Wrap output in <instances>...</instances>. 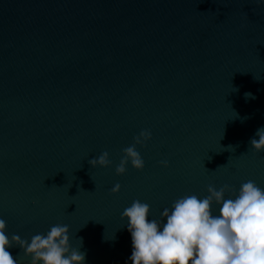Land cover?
Instances as JSON below:
<instances>
[{"label":"water","instance_id":"obj_1","mask_svg":"<svg viewBox=\"0 0 264 264\" xmlns=\"http://www.w3.org/2000/svg\"><path fill=\"white\" fill-rule=\"evenodd\" d=\"M261 127L260 0H0V219L9 238L63 224L73 246L83 238L86 264H125L121 215L134 201L161 220L209 186L238 192L251 180L264 189V151L250 144ZM145 130L152 139L136 146L144 169L129 163L117 175ZM104 152L110 165L92 167ZM9 250L32 264L14 242Z\"/></svg>","mask_w":264,"mask_h":264},{"label":"clouds","instance_id":"obj_2","mask_svg":"<svg viewBox=\"0 0 264 264\" xmlns=\"http://www.w3.org/2000/svg\"><path fill=\"white\" fill-rule=\"evenodd\" d=\"M245 99L255 97L245 93ZM151 139L147 130L134 137L133 145L124 149L117 175H124L129 163L136 170L144 169L136 146L143 147ZM250 144L256 152L264 151V127L256 131ZM110 163L108 152L89 161L92 167H108ZM161 164L168 167L167 161ZM120 187L115 185L113 194L119 193ZM207 191L203 198H178L162 211L161 220L150 218V205L139 200L126 208L121 218L131 237V255L125 264H264V189L249 180L238 192L229 185L219 190L209 186ZM228 192L232 196L226 198ZM78 240L79 246H73L70 228L63 224L34 235L30 241L18 235L9 238L6 222L0 219V264H18L9 250L13 242L32 264H86L83 238Z\"/></svg>","mask_w":264,"mask_h":264}]
</instances>
